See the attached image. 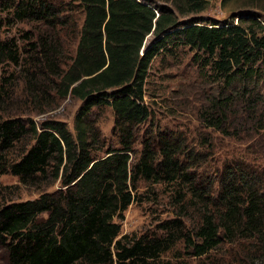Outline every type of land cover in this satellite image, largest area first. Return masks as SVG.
Wrapping results in <instances>:
<instances>
[{"label": "trees", "instance_id": "trees-1", "mask_svg": "<svg viewBox=\"0 0 264 264\" xmlns=\"http://www.w3.org/2000/svg\"><path fill=\"white\" fill-rule=\"evenodd\" d=\"M77 1L84 19L73 28L75 57L63 68L48 37H38L25 55L27 49L5 35L6 19H0V67L21 68L34 92L36 73L29 65L38 66L34 52L39 51L57 80L52 81L56 96L82 101L74 133L62 122L39 128L18 118L0 119V179L10 172L25 186L60 180L54 193L0 206V245L9 264H157L178 244L189 258L221 264L212 257L225 245L263 244V166L232 158L211 179L198 171L206 155L174 133H152L139 157L134 145L137 127L150 117L145 87L151 64L171 45L188 48L201 76L217 87L200 111L204 128L264 138V24L255 13L264 14V0H242L253 12L241 14L237 25L234 20H179L203 12L209 0H163L171 7L157 6L158 12L150 0ZM0 11L13 22L42 23L52 30L62 22L48 0H0ZM28 35L26 41L32 40ZM150 35L154 38L145 48ZM102 106L113 110L120 148L99 157L93 111ZM28 136L34 143L6 166L5 153ZM141 182L177 186L175 203L182 214L198 215L193 228L174 218L161 222L157 234L122 235L118 221L138 202Z\"/></svg>", "mask_w": 264, "mask_h": 264}, {"label": "rangeland", "instance_id": "rangeland-1", "mask_svg": "<svg viewBox=\"0 0 264 264\" xmlns=\"http://www.w3.org/2000/svg\"><path fill=\"white\" fill-rule=\"evenodd\" d=\"M59 12L60 24L56 29L35 22H13L11 16L0 11V19H6L4 32L6 36L17 39L24 54L28 55L32 45H37V38L48 37L53 47L58 51L55 60L63 68L71 64L75 57L76 40L73 28L80 25L84 19L82 8L77 0H48ZM157 10V6L171 7L163 0H150ZM242 0H209L206 10L199 14L179 17L180 21L192 18H203L220 23L234 20L240 24V16L251 13ZM259 14L264 24V14ZM65 23L64 26L62 24ZM31 33L33 39L26 41V33ZM154 36L150 35L145 43L147 48ZM32 43V44H30ZM169 50V51H168ZM159 54L152 62L146 84L145 102L150 110V117L136 129V143L134 157H139L142 142L156 131L174 133L184 139L190 149H194L207 157V161L198 171L211 179L217 177L222 164L232 158H240L253 165L264 168V138L260 136H226L214 129L204 128L200 121V111L208 97L216 95L217 87L201 76V71L194 64L193 53L186 47L174 48L172 45ZM38 66L29 69L35 71V94L28 90L21 68L4 64L0 67V119L18 118L39 128L45 122H62L74 133V118L82 106V101L75 97L60 99L56 96L52 81L56 78L49 73L43 55L38 51ZM47 96H45V94ZM2 107V109H1ZM93 118L100 133L101 141L96 154L105 156L108 149L120 148L118 136L114 129L115 116L110 106L95 108ZM34 143L31 136L15 143L14 147L4 155L6 166L16 162ZM206 144L205 147H201ZM205 178V177H203ZM0 206L11 202H25L37 199L41 194L54 193L60 189V180L53 179L39 185L25 186L19 178L6 172L0 179ZM177 186L140 183L138 202H134L124 213L120 222L122 235L140 237L143 234H157L161 222L179 218L193 228L198 215L189 212L182 214L180 206L175 203ZM182 215V216H181ZM184 259L189 264H208V259H194L185 256L181 244L171 252L163 255V261ZM215 262L221 264H264V243L244 241L225 245L215 257ZM205 261V262H204ZM157 263V264H161ZM0 264H9L7 250L0 245Z\"/></svg>", "mask_w": 264, "mask_h": 264}, {"label": "water", "instance_id": "water-1", "mask_svg": "<svg viewBox=\"0 0 264 264\" xmlns=\"http://www.w3.org/2000/svg\"><path fill=\"white\" fill-rule=\"evenodd\" d=\"M145 48H146V46H145Z\"/></svg>", "mask_w": 264, "mask_h": 264}]
</instances>
